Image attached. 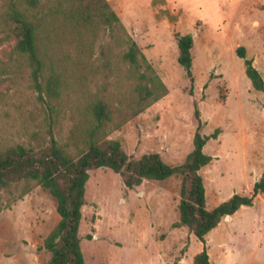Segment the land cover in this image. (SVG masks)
Instances as JSON below:
<instances>
[{
	"label": "rangeland",
	"instance_id": "1",
	"mask_svg": "<svg viewBox=\"0 0 264 264\" xmlns=\"http://www.w3.org/2000/svg\"><path fill=\"white\" fill-rule=\"evenodd\" d=\"M107 2L167 87L164 96L107 138L119 140L130 157L158 152L177 165L193 147L198 108L203 134L220 129L203 147L212 156L200 169L207 208L234 193L249 194L264 171V90L253 88L236 48L244 46L264 79V0ZM175 32L193 37L192 81L177 62ZM108 44L113 49L109 67L100 52ZM111 44L100 32L87 68L57 64L50 88L39 77L40 90L25 62L0 65V146L22 144L39 151L51 131L73 149L92 124L89 103L99 98L111 100L115 119H122L129 79L120 61L122 47ZM11 45H0L1 60L7 61ZM88 173L79 228L85 264L152 259L153 264H174L188 248L189 264L190 253L202 249L186 226H173L179 219L180 176L143 179L128 188L108 167ZM24 186L20 181L0 188V264H47L50 258L43 241L59 220L56 200L41 185L23 194ZM206 245L212 264H264V193L252 206L225 216L206 235Z\"/></svg>",
	"mask_w": 264,
	"mask_h": 264
},
{
	"label": "trees",
	"instance_id": "2",
	"mask_svg": "<svg viewBox=\"0 0 264 264\" xmlns=\"http://www.w3.org/2000/svg\"><path fill=\"white\" fill-rule=\"evenodd\" d=\"M100 32L108 34L112 46L122 47L120 61L125 67V80L129 79L125 87L128 94L125 116L115 119L111 100L99 98L89 103L92 124L80 136V145L75 144L73 149L67 143L60 144L51 131L49 143L39 151L22 144L0 146V188L7 189L23 181V194L35 185L48 190L56 200L59 220L43 241V247L50 253L47 264H85L79 228L90 169L108 167L120 175L128 188L140 185L143 179L164 180L178 175L181 177L179 219L173 226H186L203 243L193 256V264H212L206 235L225 216L234 214L241 206H252L256 195L264 193V171L249 194L234 193L213 208H207L200 169L212 156L203 147L209 139L217 137L220 129L203 134L198 108L194 109L197 126L193 147L177 165L165 162L158 152L130 157L119 140L107 138L109 132L167 93V87L153 73L151 64L107 0H0V45L12 43L7 61L0 59V65L23 61L31 69L37 88H41L39 77L45 78L50 88L51 80L57 77L53 70L57 64H71L83 70L92 63L93 46ZM175 36L177 62L192 81L193 37L179 32ZM100 47L102 64L109 67L113 49L109 44ZM236 53L244 59L245 74L253 88L264 90L262 74L252 59L246 57L244 46H238ZM47 69L50 73L45 74Z\"/></svg>",
	"mask_w": 264,
	"mask_h": 264
},
{
	"label": "crops",
	"instance_id": "3",
	"mask_svg": "<svg viewBox=\"0 0 264 264\" xmlns=\"http://www.w3.org/2000/svg\"><path fill=\"white\" fill-rule=\"evenodd\" d=\"M81 243V242H80ZM190 247V246H189ZM188 251L189 248L186 252H184L183 254H181L177 259H176V264H186V258L188 256ZM195 253H190V260H189V264H193V256ZM147 264H153V259L152 261H148Z\"/></svg>",
	"mask_w": 264,
	"mask_h": 264
}]
</instances>
